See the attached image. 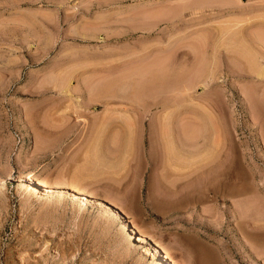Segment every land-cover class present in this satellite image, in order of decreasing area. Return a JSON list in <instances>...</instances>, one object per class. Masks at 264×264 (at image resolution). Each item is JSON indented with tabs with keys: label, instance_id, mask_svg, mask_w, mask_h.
Segmentation results:
<instances>
[{
	"label": "rangeland",
	"instance_id": "rangeland-1",
	"mask_svg": "<svg viewBox=\"0 0 264 264\" xmlns=\"http://www.w3.org/2000/svg\"><path fill=\"white\" fill-rule=\"evenodd\" d=\"M185 233L264 264V0H0V264Z\"/></svg>",
	"mask_w": 264,
	"mask_h": 264
},
{
	"label": "crops",
	"instance_id": "crops-1",
	"mask_svg": "<svg viewBox=\"0 0 264 264\" xmlns=\"http://www.w3.org/2000/svg\"><path fill=\"white\" fill-rule=\"evenodd\" d=\"M167 253L174 264H223L219 245L193 234L177 236L174 243L167 246Z\"/></svg>",
	"mask_w": 264,
	"mask_h": 264
},
{
	"label": "bare ground",
	"instance_id": "bare-ground-1",
	"mask_svg": "<svg viewBox=\"0 0 264 264\" xmlns=\"http://www.w3.org/2000/svg\"><path fill=\"white\" fill-rule=\"evenodd\" d=\"M105 86H103V92H106L107 90H105L106 88H104ZM160 87V86H159ZM69 88V87H68ZM101 88V87H100ZM108 88V87H107ZM63 89V88H62ZM145 89V88H144ZM63 91H68V89L67 88H64V90ZM92 91V90H91ZM100 91V89L98 88V92ZM151 91V90H150ZM155 91V90H154ZM97 92V91H96ZM101 92H102V90H101ZM89 93V92H88ZM98 94V93H97ZM99 94H100V92H99ZM102 94V93H101ZM108 94V93H107ZM109 95V94H108ZM103 96V95H102ZM107 96V95H106ZM108 97V96H107ZM109 97H110V95H109ZM90 98V97H89ZM93 100H94V98H93ZM88 101H91V99H88ZM87 101V102H88ZM106 101V100H105ZM108 101V100H107ZM106 101V102H107ZM94 104V103H93ZM156 105V104H155ZM158 105V104H157ZM182 146V145H181ZM30 182L31 183H36V185H39V186H41V188H43L42 190L44 191V193L45 192H47L49 189H48V187H46L45 185V183H43V182H41V181H39V180H35V178H30ZM35 185V186H36ZM70 190H71V195H72V197H74V198H76L77 200H78V202L81 204V205H83V204H86L87 202H88V196L84 193V192H82L81 190H80V188H78V186H77V184H72L71 183V186H70V188H69ZM80 205V206H81ZM108 207V206H107ZM106 207V208H107ZM109 211L111 212V214H114V215H116L117 217H119V218H121V216H120V214H119V212L118 211H116V210H114V209H112V208H109ZM122 221V224L125 226V228H127L130 232H131V234L133 233V234H136V232L131 228L130 229V226L128 225V222H126V220H121ZM137 242H141V243H145V240H144V238L140 235V234H137ZM151 250H152V255L155 257V258H157L158 259V261H159V264H174L173 262H171V259H169L164 253H163V250L160 248V247H158L157 245H153V246H151ZM153 257V258H154ZM174 261V260H173Z\"/></svg>",
	"mask_w": 264,
	"mask_h": 264
}]
</instances>
